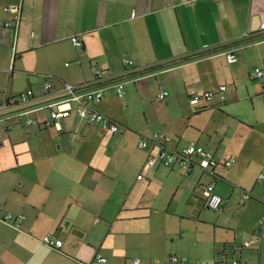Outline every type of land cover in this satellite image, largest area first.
Segmentation results:
<instances>
[{
  "label": "crops",
  "instance_id": "1",
  "mask_svg": "<svg viewBox=\"0 0 264 264\" xmlns=\"http://www.w3.org/2000/svg\"><path fill=\"white\" fill-rule=\"evenodd\" d=\"M16 5L21 7L18 25L6 26L16 19V12L6 8ZM262 24L264 0H0V205L4 212L25 215L20 227L0 220V264L92 263L97 253L107 257L106 264H117L111 257L131 246L150 249L149 254L128 255L123 264L133 257H139L140 264H153V247L165 245L167 235L174 239L168 215L182 197L183 185L203 195L204 186L215 180V191L226 199L220 210L245 191L253 195L248 205H264V78L251 74L254 67H264ZM246 31L251 35L244 38ZM76 34L83 41L80 47L71 40ZM63 44L71 46L70 53ZM46 49H53L61 63L52 57L37 68L15 67L25 55L40 51L44 56ZM232 49L238 60L231 63L226 53ZM67 58L71 64L64 62ZM125 59L134 64H125ZM97 71L104 73L101 80ZM47 79L53 88L42 91ZM107 79L123 80L124 95L108 88L104 99L91 105L120 123L118 132L81 121L75 103L71 115L56 125L45 123L49 109L14 116L20 107L61 99L67 83L103 84ZM129 84L136 89L151 86L157 98L162 90L170 95L179 90L187 99L185 118L191 124L216 109L211 129L194 123L198 134L183 140V135L161 129L162 123L145 130L134 127L115 108L125 102ZM221 84L227 86L224 101L216 96L191 102L192 96L218 90ZM28 89L35 95L22 104L19 94ZM30 116L34 122L28 124ZM157 132L171 138L166 142L170 149L198 143L218 159L229 154L236 161L218 165L215 173L197 165L189 170L179 164L150 165L147 159L157 147L151 143L140 148L137 139ZM130 139L141 153L130 150ZM134 173L137 184L131 179ZM156 218L158 233L153 232ZM262 225L254 245L244 246L247 242L235 235L223 239L221 251L227 257L210 264L241 261L238 253L254 248L259 264H264ZM47 234L63 245L58 249L44 244ZM171 255L164 264L189 263H174Z\"/></svg>",
  "mask_w": 264,
  "mask_h": 264
},
{
  "label": "rangeland",
  "instance_id": "2",
  "mask_svg": "<svg viewBox=\"0 0 264 264\" xmlns=\"http://www.w3.org/2000/svg\"><path fill=\"white\" fill-rule=\"evenodd\" d=\"M61 47L65 52H71V46L68 44H63ZM52 50L53 49H46L44 51V56L40 54V51L25 55L21 61L15 64V67L17 69L19 66L37 68L45 64L48 59L52 57L57 58L58 55L56 56ZM59 59L60 58H57L56 60L58 64L61 63ZM71 61V58L64 60L65 63L67 62L70 64L72 63ZM11 68H13V63ZM39 76L40 75H37V78H41L39 80L42 82L44 78ZM135 87V85L129 84V95L126 96L125 102L115 104L117 112L134 127L145 130L148 129L149 126L155 127L162 123L161 129H165L171 133H177L180 136L183 135V140L198 134V131L191 127L192 125H200L199 127L206 129V131L211 129V116L217 114L218 111L216 109H209V111L201 116L195 117L191 124V122L185 118V113L188 111L187 99L181 98L182 94L179 90L175 89L171 95L168 96L167 100L161 101L157 98V95H155L153 87L147 86L142 89H136ZM226 93L229 100L228 91ZM172 96L175 98L173 104L169 107H165V103L169 101ZM116 98L120 100V98ZM125 103L128 104L125 105ZM201 103H203V101ZM188 124L190 126L187 132H182L184 128H187ZM175 135L176 134H173V136ZM130 140V150H133L135 154L141 153V150L135 145V140ZM257 160V158L254 159L253 165H255ZM131 179L132 182L137 184V173H134ZM181 195L182 197L179 199V202L177 201L178 203L171 208V215H168L170 216L168 222L171 225L168 231L173 235L174 239H172V236L170 237L167 235L165 245L163 242L153 247V251L150 253L153 264H156L154 262H158V259H161V264H164L170 254H172L170 256L171 261V257L176 255L179 258H187L189 260L188 264H210L215 258L217 261L223 262L224 259L222 255L218 254L221 252V243L223 239L236 236L237 241L249 242L253 243V245L257 242V236L259 237L260 230L263 226L261 221L264 220V205L262 203L257 202L261 205H248L251 201L242 202L240 196L236 195L230 201L227 209L214 210L205 203L201 192H198V190L194 192L192 185L188 188L183 185ZM155 223L156 227L153 232L158 233L157 218ZM254 229L256 230L254 231ZM149 251L150 249H139L138 246H131L128 251L125 250V254H116L111 258H113L117 264H123V260L126 256L143 257L145 255L147 257ZM251 253L252 256H250ZM237 256H241V263L243 264H259L258 248H254V250H243L242 253L240 254L239 252ZM261 256L262 261H264V246L263 251L261 250ZM172 262L182 263L180 260ZM167 264L171 263L169 262Z\"/></svg>",
  "mask_w": 264,
  "mask_h": 264
},
{
  "label": "built area",
  "instance_id": "3",
  "mask_svg": "<svg viewBox=\"0 0 264 264\" xmlns=\"http://www.w3.org/2000/svg\"><path fill=\"white\" fill-rule=\"evenodd\" d=\"M11 9L16 12V19L7 22L6 26H14L17 27L19 19H20V5L7 7L6 10ZM262 29H264V24H262ZM251 33L246 31L243 35L244 38L249 37ZM72 42L80 47L83 45V41L79 37V35H73L71 37ZM0 44H2V38L0 37ZM226 57L229 62H235L238 60V55L236 49H232L226 53ZM125 64L132 65L134 64L133 60L125 59ZM252 76L257 79L264 78V67L256 66L253 68L251 72ZM96 76L98 80H101L104 77V73L102 71H97ZM106 83L103 84H86V85H74L67 83L65 85L66 94L61 99L56 101L45 103L37 107H20L14 116H20L23 114H30L39 109H49L50 110V119H48L45 123L47 125L57 124L58 119L70 116L72 113V103L76 104V113L79 116L81 121L97 124L101 130L110 131V132H118L120 129V123L116 120L112 119L107 114L95 109L92 107V103L99 102L104 99L105 91L108 88H113L116 90V93L119 96L124 95L125 82L123 80L112 81L107 79ZM53 88V83L51 79H47L42 86V91H49ZM227 89L226 84H221L218 87V90H209L205 91L203 94H196L191 97V102L194 104H198L201 100H211L216 96L219 100L224 101L226 99L225 91ZM35 95L33 89H28L19 94V102L22 104L28 103L31 98ZM170 95L168 90H162L158 94V98L160 100H165ZM264 97V96H263ZM34 122L33 117H29L26 120V123L31 124ZM171 138L167 136L163 132H157L153 137H148L145 135H140L137 139V144L140 148H145L151 143L157 147V151L154 154L149 155L147 159V163L150 165L161 163L167 166H171L174 164H179L188 170L194 165L199 166L202 170L207 172L215 173V168L222 164L224 166L232 165L236 159L234 156L226 155L222 159H218L215 156V153L206 148L204 145L198 143H192L188 147L183 150H173L167 147L166 142L170 141ZM142 177V175H139ZM263 177V175H261ZM215 180L208 182L204 186L203 195L206 198L207 204L210 208L214 210H218L223 207L226 203V199L222 197L215 191ZM252 193L249 191H245L241 196V201L246 202L248 199L252 198ZM264 201V198H263ZM25 219V215L23 213H12L10 211H3V207L0 205V220L4 221L12 226L20 227V222ZM264 224V220L261 221ZM42 242L50 247L60 248L63 245V241L59 238L53 237L51 234H47L43 236ZM244 246H250V243L247 242ZM172 261H182L187 262V258H179L176 255L171 257ZM108 259L101 253H97L92 263L89 262H81L80 264H106ZM140 258H131L127 264H140ZM204 264V263H198ZM227 264H241V261L237 258L229 260Z\"/></svg>",
  "mask_w": 264,
  "mask_h": 264
},
{
  "label": "trees",
  "instance_id": "4",
  "mask_svg": "<svg viewBox=\"0 0 264 264\" xmlns=\"http://www.w3.org/2000/svg\"><path fill=\"white\" fill-rule=\"evenodd\" d=\"M264 36V35H263ZM171 63H175V61H173V62H170V63H168V64H171ZM165 65H167V64H164V65H160L159 67H162V66H165ZM155 68H157V67H155ZM152 69H154V68H152ZM219 255H222V257H227V253L226 252H224V251H221V252H219L218 253ZM228 261H226V263H227Z\"/></svg>",
  "mask_w": 264,
  "mask_h": 264
}]
</instances>
